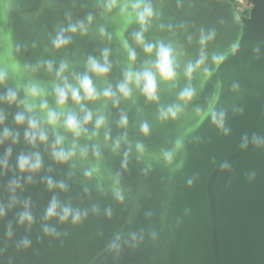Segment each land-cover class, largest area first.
<instances>
[{
  "label": "water",
  "instance_id": "1",
  "mask_svg": "<svg viewBox=\"0 0 264 264\" xmlns=\"http://www.w3.org/2000/svg\"><path fill=\"white\" fill-rule=\"evenodd\" d=\"M156 2L165 24L186 23L193 35L200 28L216 31L207 49L209 70L194 75L198 97L179 120L154 124L149 137H135L144 140L150 155L140 162L132 159L122 171L119 185L103 174L90 182L82 181L79 173L69 180L67 167L56 165L41 147L44 169L33 177L32 184L25 185L22 194V198L31 199L35 223L30 230L27 225H17L16 215L22 210L19 206L0 219V264H264V147L251 142L253 135L264 136V0H250L251 9L242 16L234 0ZM93 8L94 0H0V65L15 70L18 61L51 58L45 51L48 34L64 22L65 12L71 11L75 19ZM107 26L114 32L109 45L113 49L110 79L114 83L121 70L115 61L123 59L121 41L126 40L136 50L137 66L146 57L131 38L137 25L128 18H116L107 21ZM160 36L167 33L156 27L148 33L149 39ZM181 42L188 57L199 55L198 45L187 43L183 37ZM17 44L27 45L26 50L16 53ZM103 46L92 36H76L57 59L98 55ZM212 54L220 57L219 63L212 61ZM40 78L48 79L44 74ZM185 83L181 78L179 87ZM233 83L239 84V91L232 90ZM174 100L175 96L167 91L161 96L163 103ZM139 103L144 116L153 120L155 106L144 105L142 99ZM219 109L226 111V126L230 129L227 136L211 123V113ZM129 116L134 124L135 109ZM8 123L11 125V119ZM20 131L21 143L13 147V162L21 150H30ZM129 135L134 137L132 132ZM245 135L249 144L241 148ZM172 149L176 150V159L166 165L160 153ZM224 162L229 164L228 170L221 169ZM107 166L121 171L120 158L108 156ZM253 174L254 178L249 179ZM48 175L68 183L69 192L49 191L42 182ZM11 178V172L0 176V200L5 202L8 194L4 186ZM97 184L104 187L103 193L97 190ZM118 192L125 197L123 203L115 199ZM53 195L61 201L70 200L74 206L90 208L97 204L100 214L90 213L77 226L62 225L53 219L49 223L67 235L60 239L45 237L42 217ZM107 208L112 210L111 217L104 214ZM8 223L15 233L12 241L5 235ZM140 229H144L145 239L139 246H125L119 256L106 251L115 233ZM151 230L157 232L155 240L148 236ZM25 235L32 240V247L18 252L14 240Z\"/></svg>",
  "mask_w": 264,
  "mask_h": 264
},
{
  "label": "clouds",
  "instance_id": "2",
  "mask_svg": "<svg viewBox=\"0 0 264 264\" xmlns=\"http://www.w3.org/2000/svg\"><path fill=\"white\" fill-rule=\"evenodd\" d=\"M162 17L156 0H94L93 10L87 11L82 18L74 19L71 11L65 12L64 22L48 34L45 51L51 58L18 61L15 70L0 65V176L12 173L4 186L7 201L0 200V219L19 206L22 210L16 215L17 225H27L29 230L34 225L31 199L22 198V194L25 185L32 184L33 177L44 169L41 147L56 165L67 167L69 180L79 173L82 181L90 182L103 174L119 185L122 171L127 170L132 159L140 162L150 155L144 140L135 137L147 138L154 124L177 121L186 114V108L199 94L193 83L194 75L207 74L209 70L207 49L215 39L216 31L200 28L193 35L186 23L165 24ZM116 18H128L130 23L138 26L131 38L146 59L137 66L136 50L126 40L121 41L123 59L115 61L120 66V76L113 83L110 79L114 67L113 49L109 45L114 32L109 31L107 21ZM154 27L166 32L167 36L149 39L148 33ZM76 36H92L104 46L98 55L89 54L79 60L65 55L57 59V54L66 52ZM181 37L189 44L198 45L199 55L195 59L188 57ZM35 46L33 43L32 47ZM26 48L27 45L17 44L15 51L20 53ZM255 52L258 54L259 49ZM211 59L220 62L216 54H212ZM41 74L48 79H41ZM181 78L186 81L183 87H179ZM232 90L239 91V84L233 83ZM165 91L175 96L173 102L161 101ZM141 99L144 105L155 106L153 120L144 116L139 103ZM13 108L14 112L8 111ZM132 109L136 112L134 124L129 116ZM195 112L198 115L200 108L197 107ZM211 123L225 136L229 134L224 109L211 113ZM21 129L23 143L30 150H21L13 162V147L21 143ZM130 132L134 134L133 138H130ZM251 142L264 147V136L253 135ZM248 144L249 138L245 135L240 146L247 148ZM176 155L175 149L164 150L160 158L166 165H172ZM108 156L120 158L121 171H113L107 166ZM229 168L227 162L221 164L222 170ZM51 171L49 167L48 172ZM252 178L254 174L249 177ZM42 182L49 191L67 193L70 190L68 183L54 180L51 175L45 176ZM192 183L189 179L188 184ZM96 187L101 193L105 191L100 184ZM84 191L87 193L88 188ZM115 199L123 203L125 197L118 192ZM100 211L97 204L90 208L74 206L70 200L61 201L53 195L44 210L41 231L45 237L60 239L67 233H61L49 221L55 219L62 225L77 226L90 213L99 215ZM104 214L111 217V208L105 209ZM5 235L7 240H13L15 233L11 223L7 224ZM148 236L155 240L157 232L151 230ZM144 239V229L127 234L117 232L108 242L106 251L119 256L123 247L135 248ZM14 246L18 252L26 251L32 247V240L25 235L14 240Z\"/></svg>",
  "mask_w": 264,
  "mask_h": 264
},
{
  "label": "built area",
  "instance_id": "3",
  "mask_svg": "<svg viewBox=\"0 0 264 264\" xmlns=\"http://www.w3.org/2000/svg\"><path fill=\"white\" fill-rule=\"evenodd\" d=\"M235 5H240L242 8L241 10L244 11L246 9L249 10V8H251L252 3L250 2V0H234ZM237 10H238V6H236ZM238 13L240 14V11L238 10Z\"/></svg>",
  "mask_w": 264,
  "mask_h": 264
},
{
  "label": "rangeland",
  "instance_id": "4",
  "mask_svg": "<svg viewBox=\"0 0 264 264\" xmlns=\"http://www.w3.org/2000/svg\"><path fill=\"white\" fill-rule=\"evenodd\" d=\"M236 6H238V10L240 11V13H249V11H250V9H251V8H249V10L246 9V10L242 11V10H241L242 7H241L240 5H237V4H236Z\"/></svg>",
  "mask_w": 264,
  "mask_h": 264
},
{
  "label": "flooded vegetation",
  "instance_id": "5",
  "mask_svg": "<svg viewBox=\"0 0 264 264\" xmlns=\"http://www.w3.org/2000/svg\"><path fill=\"white\" fill-rule=\"evenodd\" d=\"M244 14H247V13H240L239 15L242 16V15H244Z\"/></svg>",
  "mask_w": 264,
  "mask_h": 264
}]
</instances>
